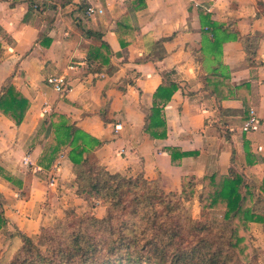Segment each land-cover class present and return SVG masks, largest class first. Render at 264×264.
<instances>
[{
  "label": "crops",
  "instance_id": "0c3cea01",
  "mask_svg": "<svg viewBox=\"0 0 264 264\" xmlns=\"http://www.w3.org/2000/svg\"><path fill=\"white\" fill-rule=\"evenodd\" d=\"M90 5L105 13L88 17ZM237 37L260 39L251 62ZM163 39L166 55L154 60ZM54 77L70 90L57 92ZM170 84L167 138L153 139L147 117ZM5 86L28 105L19 125L0 111L3 264L21 233L34 238L91 208L76 194L71 138L59 141L71 126L101 143L89 156L112 174L178 194L194 178L197 199L207 177L233 168L264 197V0H0V96ZM252 115L259 123L244 132ZM169 148L190 155L173 161Z\"/></svg>",
  "mask_w": 264,
  "mask_h": 264
},
{
  "label": "trees",
  "instance_id": "16d2710c",
  "mask_svg": "<svg viewBox=\"0 0 264 264\" xmlns=\"http://www.w3.org/2000/svg\"><path fill=\"white\" fill-rule=\"evenodd\" d=\"M236 40L242 42L246 60L251 62L260 39ZM165 41L154 44L157 52L152 59L165 57ZM177 90L175 84L163 85L154 96L146 121V131L153 139L167 138L163 111ZM27 105L12 86L2 88L0 111L17 125L22 123ZM66 138H71L69 159L74 164L77 196L92 210L104 207L105 215L99 218L93 211L82 217L66 214L42 229L41 243L21 233L22 245L7 264H257L241 260L237 249L243 238L238 236L235 222L264 225V197L233 168L230 176L214 175L203 182L201 209H225L221 222L207 223L194 219L186 208L195 194L194 178L183 180L181 194L168 193L160 180L150 181L142 174H112L99 160L92 161L90 151L101 143L75 127L59 134L61 143ZM168 151L174 161L178 151ZM188 155L178 152L179 159ZM3 223L7 221L1 212L0 226Z\"/></svg>",
  "mask_w": 264,
  "mask_h": 264
},
{
  "label": "rangeland",
  "instance_id": "374dc122",
  "mask_svg": "<svg viewBox=\"0 0 264 264\" xmlns=\"http://www.w3.org/2000/svg\"><path fill=\"white\" fill-rule=\"evenodd\" d=\"M197 185V184H196ZM195 194L192 200L186 203V208L192 217L196 220H200L202 222H221L223 220V214L225 212L224 207L214 208L213 210L210 209H201L200 204V195L202 190L198 191L199 195L196 199V188ZM198 204H197V202ZM89 206L87 205V211H79L77 215L82 217L85 213L90 212ZM100 212V211H99ZM74 211H70L68 213L71 216ZM103 215V211L100 212ZM235 225L237 227V233L239 237H242L243 240L238 247V252L241 255V260L244 263H259L264 264V225L263 224H254V223H245L243 224L242 221H236ZM41 232L39 235L35 236L33 239L37 243H41ZM159 264V263H158ZM166 264V263H164ZM169 264V263H167Z\"/></svg>",
  "mask_w": 264,
  "mask_h": 264
},
{
  "label": "built area",
  "instance_id": "2783aa9c",
  "mask_svg": "<svg viewBox=\"0 0 264 264\" xmlns=\"http://www.w3.org/2000/svg\"><path fill=\"white\" fill-rule=\"evenodd\" d=\"M102 3H106L108 1H126V0H99ZM86 15L88 17H93V16H101L105 13L103 6H94L90 5L86 9ZM50 82L53 84L54 89L59 92V93H65L70 90V87L67 86L66 80L64 77H54L50 80ZM258 120L252 115V117L246 121L243 131L244 132H250L251 130H255L257 125H258ZM56 181V175L52 174L50 175V182L53 184Z\"/></svg>",
  "mask_w": 264,
  "mask_h": 264
}]
</instances>
